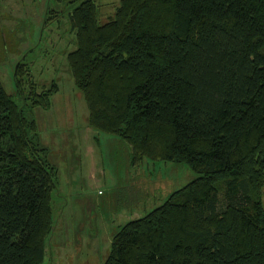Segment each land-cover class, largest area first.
<instances>
[{
	"label": "trees",
	"instance_id": "1",
	"mask_svg": "<svg viewBox=\"0 0 264 264\" xmlns=\"http://www.w3.org/2000/svg\"><path fill=\"white\" fill-rule=\"evenodd\" d=\"M69 18L90 127L199 175L126 224L105 264H264V0H122L105 24L87 0ZM14 81L17 97L0 82V264H43L57 171L28 113L58 86L39 92L24 62Z\"/></svg>",
	"mask_w": 264,
	"mask_h": 264
},
{
	"label": "rangeland",
	"instance_id": "2",
	"mask_svg": "<svg viewBox=\"0 0 264 264\" xmlns=\"http://www.w3.org/2000/svg\"><path fill=\"white\" fill-rule=\"evenodd\" d=\"M84 1H0V82L7 94L17 97L14 74L20 62L30 67L39 92L53 82L58 86L49 109L28 113L57 171L55 230L43 264H105L126 224L146 217L199 178L185 163L136 161L122 139L90 127L85 96L67 63L77 48L69 15ZM92 1L100 24L114 18L122 2Z\"/></svg>",
	"mask_w": 264,
	"mask_h": 264
}]
</instances>
